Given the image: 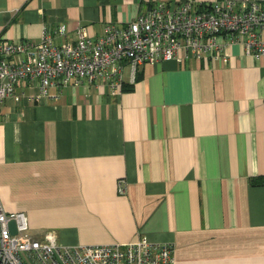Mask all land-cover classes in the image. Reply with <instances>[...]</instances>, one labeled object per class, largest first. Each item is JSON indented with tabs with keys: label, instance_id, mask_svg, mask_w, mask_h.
<instances>
[{
	"label": "crops",
	"instance_id": "crops-1",
	"mask_svg": "<svg viewBox=\"0 0 264 264\" xmlns=\"http://www.w3.org/2000/svg\"><path fill=\"white\" fill-rule=\"evenodd\" d=\"M213 0H0V39L55 42L157 4ZM66 25L65 35L56 32ZM145 62L112 95L82 79L57 100L0 101V200L61 244H172L175 264H264V55ZM135 78V77H134ZM16 91L18 89L16 88ZM122 180L124 191H119Z\"/></svg>",
	"mask_w": 264,
	"mask_h": 264
},
{
	"label": "built area",
	"instance_id": "built-area-1",
	"mask_svg": "<svg viewBox=\"0 0 264 264\" xmlns=\"http://www.w3.org/2000/svg\"><path fill=\"white\" fill-rule=\"evenodd\" d=\"M56 32L65 35L66 25H58ZM233 42L255 57L264 55V0L160 3L123 25L107 24L96 38L78 27L73 40L62 42H55L44 25L38 42L0 39V101L9 96L57 100L60 92L51 94L49 87L60 89L82 79L100 82L118 95L125 83V65L132 81L145 62H181L189 57L225 61L226 47ZM118 189L124 191L122 180ZM28 231L25 213L6 211L0 200V264H175L168 242L138 237L126 243L66 245L52 230L40 238Z\"/></svg>",
	"mask_w": 264,
	"mask_h": 264
},
{
	"label": "trees",
	"instance_id": "trees-1",
	"mask_svg": "<svg viewBox=\"0 0 264 264\" xmlns=\"http://www.w3.org/2000/svg\"><path fill=\"white\" fill-rule=\"evenodd\" d=\"M200 5H208V3H206V4L201 3ZM139 78H140V73L135 76L134 80H137ZM132 87H133L132 84L124 83V85L122 87V90L131 89ZM263 181H264V179H261V178H256V179L253 180V182L255 184L262 183Z\"/></svg>",
	"mask_w": 264,
	"mask_h": 264
},
{
	"label": "water",
	"instance_id": "water-1",
	"mask_svg": "<svg viewBox=\"0 0 264 264\" xmlns=\"http://www.w3.org/2000/svg\"><path fill=\"white\" fill-rule=\"evenodd\" d=\"M8 223H9V227H10L11 232L14 233L16 231L14 221L10 220Z\"/></svg>",
	"mask_w": 264,
	"mask_h": 264
},
{
	"label": "rangeland",
	"instance_id": "rangeland-1",
	"mask_svg": "<svg viewBox=\"0 0 264 264\" xmlns=\"http://www.w3.org/2000/svg\"><path fill=\"white\" fill-rule=\"evenodd\" d=\"M28 232H29V234L34 235V233H32L30 230Z\"/></svg>",
	"mask_w": 264,
	"mask_h": 264
}]
</instances>
